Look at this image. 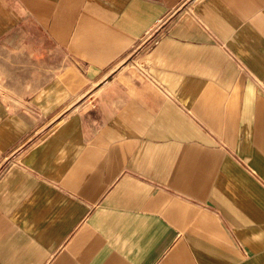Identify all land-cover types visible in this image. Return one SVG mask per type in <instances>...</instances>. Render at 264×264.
Masks as SVG:
<instances>
[{"label": "crops", "instance_id": "1", "mask_svg": "<svg viewBox=\"0 0 264 264\" xmlns=\"http://www.w3.org/2000/svg\"><path fill=\"white\" fill-rule=\"evenodd\" d=\"M0 52V264H264V0H0Z\"/></svg>", "mask_w": 264, "mask_h": 264}, {"label": "rangeland", "instance_id": "2", "mask_svg": "<svg viewBox=\"0 0 264 264\" xmlns=\"http://www.w3.org/2000/svg\"><path fill=\"white\" fill-rule=\"evenodd\" d=\"M2 55H3V53L0 52V89L3 88V80H2V76H3L2 75Z\"/></svg>", "mask_w": 264, "mask_h": 264}]
</instances>
